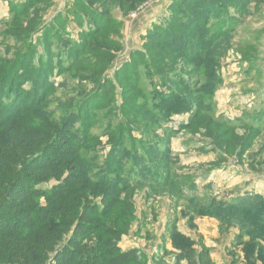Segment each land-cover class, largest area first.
Segmentation results:
<instances>
[{
    "label": "trees",
    "instance_id": "1",
    "mask_svg": "<svg viewBox=\"0 0 264 264\" xmlns=\"http://www.w3.org/2000/svg\"><path fill=\"white\" fill-rule=\"evenodd\" d=\"M34 1L26 0L22 11L13 13L10 23ZM120 1L74 0L67 10L78 27L75 29L78 40L69 37L66 44L63 43L60 34L69 15L59 16L58 12L53 17V25L44 31L48 37L60 38L61 45L56 52L48 41L45 53L37 55L36 46L26 41L24 45L20 43L26 47L25 51L17 50L10 58L0 57V264H146L139 258L137 249L123 250L119 246L132 217V205L123 194H127L132 185L141 184L143 179L150 185L168 184L180 195V183L170 179L169 151L161 154L155 148V152H151L146 144L160 142L155 132L158 121L167 120L173 113L192 111L194 101L186 103L175 89V85L182 86V83L180 76L172 72L166 80L174 87L171 91L157 93L156 101L149 106L138 86V70L128 73L127 66L131 64L134 68L143 60L150 79L158 74L165 76L164 72H157L158 64L165 65L164 61L169 64L167 67L176 59L185 65L194 62L193 65L202 66L205 64L202 54L212 48L228 27L229 21L224 19L228 0H176L171 5L169 18L148 28L143 36V49L131 52L130 62L124 65V73L120 75L122 81L129 78L123 89L133 96L132 102L120 106L121 110L131 104L146 118L142 121L136 115L122 112L125 121L108 122L106 133L110 149L100 161L96 154L98 141L90 129L99 107H104L102 96V101L95 99L88 107L60 102L51 110L47 107L46 93L52 87L50 77L55 70L62 73L73 67L80 69L84 63L93 64L90 61L101 62L102 54L99 56L97 49L101 42L103 48L113 51L119 47L118 39L107 37L103 41L98 37L108 33L110 28H114V35L119 34L122 21L110 12V7ZM211 17L217 20L215 24L208 23ZM20 23L18 20L17 26L20 27ZM51 27H54L52 34L49 33ZM30 33L25 32L27 36ZM89 40L95 44H89ZM66 59L69 62L64 65ZM162 84L165 85L164 80ZM193 108L191 125L197 123V115L203 110L199 105ZM107 112L105 116L112 112L111 108ZM211 121L218 127H227ZM140 122L154 130L144 133L147 141L129 135L130 125ZM136 144L140 151L127 147ZM144 149L150 152L149 158ZM128 160L132 168L126 174ZM41 184L47 186L42 188ZM262 198L256 197L253 203L243 197L231 205L218 201L206 208L197 204L191 208L215 217L226 226H244L240 216L254 218L251 232L252 239L256 240V237L264 238ZM245 228L247 226L242 229ZM204 252L202 249L189 263L211 264Z\"/></svg>",
    "mask_w": 264,
    "mask_h": 264
},
{
    "label": "rangeland",
    "instance_id": "2",
    "mask_svg": "<svg viewBox=\"0 0 264 264\" xmlns=\"http://www.w3.org/2000/svg\"><path fill=\"white\" fill-rule=\"evenodd\" d=\"M25 1L0 0V57L10 58L17 50L25 51L26 47L20 43L24 45L26 41L36 46L37 55L45 53L48 41L56 52L61 45L60 38L48 37L44 31L53 25V17L58 12L59 16L69 15L60 34L63 43L66 44L69 37L78 40L70 19L72 15L67 10L74 0H59L55 6V9L60 7L58 11L52 9L53 0H35L10 23L13 13L22 11ZM175 1L121 0L112 4L110 12L122 21L119 34L114 35V28H110L98 39H118L119 47L113 51L103 48L101 42L97 44L98 55L102 54L101 62L90 61L93 64L84 63L80 69L73 67L62 73L55 70L50 77L53 84L46 95L47 107L51 110L60 102L88 107L91 101L101 100L102 96L104 107H99L90 129L98 141L96 154L100 161L110 149L106 133L108 122L125 121L122 112L136 115L138 120L146 118L131 104L124 105L121 110L120 106L132 102L133 96L123 89L129 78L122 81L120 75L124 73V65L130 62L131 52L143 49V36L148 28L168 19ZM225 8L228 27L212 48L202 54L205 57L202 66H195L194 62L185 65L176 59L167 67L169 64L164 61L165 65L158 64L157 72H164L165 76L158 74L152 79L146 74L143 60L134 68L131 64L127 66L128 73L138 70V86L149 106L156 101L157 93L171 91L174 87L166 80L173 72L180 76L182 83V86L175 85V89L186 103L194 101L191 110L198 105L203 109L197 115V123L192 125V111L173 113L167 120L158 121L155 132L160 142L146 144L151 152H155V148L161 154L169 151L170 179L180 183V195L168 184L150 185L143 179L141 184L132 185L129 192L123 194L132 205V217L119 246L123 250L137 249L139 258L146 264H190V258H195L202 249L211 264H264V238L252 239L254 218L240 216L242 224L247 226L242 229L243 225H222L215 217L191 208L195 204L206 208L218 201L231 205L243 197L250 203L258 196L264 198V0H228ZM212 22L215 24L217 20L211 17L208 23ZM26 31L31 33L27 36ZM49 33H54V27ZM88 42L95 44L92 40ZM79 60L84 61L83 58ZM68 62L66 59L64 65ZM109 108L112 112L105 116ZM211 119L227 127H218ZM130 129L129 135L137 140L147 141L144 133L154 132L153 128L142 126V122L131 124ZM127 147L140 151L137 144ZM148 150L145 152L149 158ZM125 167L127 174L132 168L130 160ZM135 169L140 170L138 166Z\"/></svg>",
    "mask_w": 264,
    "mask_h": 264
},
{
    "label": "crops",
    "instance_id": "3",
    "mask_svg": "<svg viewBox=\"0 0 264 264\" xmlns=\"http://www.w3.org/2000/svg\"><path fill=\"white\" fill-rule=\"evenodd\" d=\"M54 1V5H53V7H52V9H54V11H58V9L60 8L59 6L58 7H56V9H55V6H56V3H58L59 2V0H53ZM61 1V0H60ZM75 25V24H74ZM75 27V29H76V25L74 26ZM77 29H78V27H77Z\"/></svg>",
    "mask_w": 264,
    "mask_h": 264
}]
</instances>
